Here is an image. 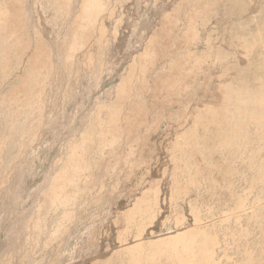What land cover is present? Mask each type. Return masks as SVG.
<instances>
[{
	"label": "rangeland",
	"instance_id": "374dc122",
	"mask_svg": "<svg viewBox=\"0 0 264 264\" xmlns=\"http://www.w3.org/2000/svg\"><path fill=\"white\" fill-rule=\"evenodd\" d=\"M0 264H264V0H0Z\"/></svg>",
	"mask_w": 264,
	"mask_h": 264
}]
</instances>
